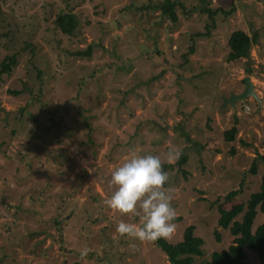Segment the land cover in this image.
<instances>
[{"label":"rangeland","instance_id":"obj_1","mask_svg":"<svg viewBox=\"0 0 264 264\" xmlns=\"http://www.w3.org/2000/svg\"><path fill=\"white\" fill-rule=\"evenodd\" d=\"M163 2L0 0V63L16 59L0 75V264H169L154 243L119 237L122 219L139 220L104 204L115 191L112 171L131 153L164 160L180 218L167 242H181L194 226L204 241L194 263L232 244L217 225L218 206L246 202L264 173L261 160L248 173L264 156V0H208L211 9L234 11L194 43L209 22L198 0H180L176 25L156 8ZM60 14L77 23L72 36L56 28ZM235 31L257 40L248 59L228 62ZM89 47L90 57L73 55ZM245 77L259 101L224 104L243 92ZM233 126L227 143L223 132ZM170 148L186 157L181 168L179 159L167 162ZM262 223L258 213L252 229ZM245 253L246 264H264Z\"/></svg>","mask_w":264,"mask_h":264},{"label":"trees","instance_id":"obj_2","mask_svg":"<svg viewBox=\"0 0 264 264\" xmlns=\"http://www.w3.org/2000/svg\"><path fill=\"white\" fill-rule=\"evenodd\" d=\"M200 4V12L208 16L209 22L205 26L204 32H197L192 36L194 43L196 38L209 37L211 32L216 28V19L219 14L230 15L234 9L229 12L214 10L209 7L208 0H198ZM180 7L185 11L184 5L180 0H164L163 3L156 6L157 9L163 11L167 20L176 25L178 23V16L176 8ZM187 13V12H186ZM58 31L67 36H72L77 28V23L70 14H60L54 21ZM257 37H249L242 31L233 32L227 41L229 53L227 61H235L239 59H248L249 51L253 44L256 43ZM91 48L86 51H79L74 53L75 56L90 57ZM194 48L189 49L188 54H192ZM34 53L31 47V54ZM16 64V59L13 57H5L0 63V75L11 71L12 66ZM40 72H36V78L40 76ZM18 95V92H13ZM237 130L233 126L230 130L223 132V139L227 143H231L235 139ZM232 154L234 151L231 152ZM258 160L264 161V156H259L258 159L253 160L248 171L251 175H256L258 170ZM186 163V157L181 156L178 165L179 168ZM184 173V172H183ZM241 189L230 191L222 199L224 202L233 201L240 193ZM217 199L214 204L219 203ZM258 213L264 214V173L261 178L259 191L249 196L246 202L232 206L229 210H224L218 206L219 218L217 221L218 227L228 230L230 235L234 237L232 244L227 250L221 252H214L210 256L209 261L194 263V258L203 256L202 246L204 241L194 235V226H189L184 230L183 239L181 242L171 244L165 239H159L154 244L167 258L169 264H246L245 250H249L256 254L260 260H264V223L259 225L255 230L252 229L253 222ZM241 216V220L237 218ZM176 218L173 222L179 221ZM216 241L219 242V234L216 232Z\"/></svg>","mask_w":264,"mask_h":264},{"label":"clouds","instance_id":"obj_3","mask_svg":"<svg viewBox=\"0 0 264 264\" xmlns=\"http://www.w3.org/2000/svg\"><path fill=\"white\" fill-rule=\"evenodd\" d=\"M181 153L170 148L166 153L169 164ZM164 160L160 155L131 153L124 163L111 173L110 184L115 191L104 204L121 216L137 217L139 222L121 220L116 233L119 237L141 243H155L159 239H170L175 231L177 212L172 206V190L165 188L170 177L163 170ZM135 248V243L130 244ZM89 249H82L81 259Z\"/></svg>","mask_w":264,"mask_h":264},{"label":"water","instance_id":"obj_4","mask_svg":"<svg viewBox=\"0 0 264 264\" xmlns=\"http://www.w3.org/2000/svg\"><path fill=\"white\" fill-rule=\"evenodd\" d=\"M250 96H251V98H253L255 100H258V98L256 97L255 93L253 92V85H252V83L250 81V78L249 77H245L243 92L238 94V95H231L229 98H224L223 101H224V104L229 103L231 106L234 107L236 102L245 101Z\"/></svg>","mask_w":264,"mask_h":264}]
</instances>
